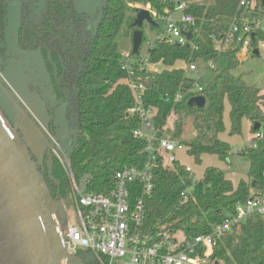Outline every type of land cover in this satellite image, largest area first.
<instances>
[{
    "label": "trees",
    "instance_id": "16d2710c",
    "mask_svg": "<svg viewBox=\"0 0 264 264\" xmlns=\"http://www.w3.org/2000/svg\"><path fill=\"white\" fill-rule=\"evenodd\" d=\"M8 1L0 0V11H4ZM19 1L25 13L18 31L19 47L40 52L55 100L49 112L63 107L66 125L77 131L70 152L75 178L77 182L87 178L88 191L105 193L112 188L117 171L140 168L146 159L144 140L133 138V131L141 127V121L126 114L133 98L125 85L129 76L121 69L115 39L123 24L126 35L131 36L135 30L134 18L125 17L129 6H149L156 13L169 6L163 0H103L97 31L90 38L87 16L77 13L63 0H45L37 16H31L30 0ZM187 1V13L194 18V24L182 29L192 33V42L180 46L154 40L147 49L149 62L168 69L159 73L136 72L139 75L132 78L139 76L143 81L142 98L145 108L154 112L155 129L162 131L171 120L176 138L184 121L190 122L194 136L181 143L195 164L201 163L203 155L230 163L231 148L219 138L225 130L224 103L229 106V136L241 133L243 120L250 123L252 139L256 133L264 136V92L246 86L231 74L240 63L236 49L229 48L221 55L215 49V43L223 39L232 19L241 16L237 10L239 0ZM254 4L251 17L263 18L264 0H254ZM258 37L262 39L264 34L253 33V45ZM130 54L135 59L139 57L132 51ZM219 57L226 58L225 68L215 71L211 81L201 83L202 90L197 94L204 98V107H188L187 101L192 96L175 103V96L191 91L195 83L187 77L186 70L175 68V64L188 66L202 60L215 63ZM30 120L43 135V130ZM255 124L259 125L258 129H253ZM256 143L255 149L243 147L238 153L247 159L248 171L246 181H239L236 188L222 171L210 167L205 169L201 180L192 183L183 165L178 161L168 165L159 156L153 171V189L144 204L146 228L162 221L171 225L172 232L179 231L186 238L208 234L214 225L235 214L236 205L247 200L250 189L264 196V137ZM28 153L51 198L69 197L68 182L55 158L51 156L47 163L44 152L39 164ZM191 185L188 197L180 204V193ZM212 259L220 264H264V220L250 217L223 236L213 248Z\"/></svg>",
    "mask_w": 264,
    "mask_h": 264
},
{
    "label": "built area",
    "instance_id": "2783aa9c",
    "mask_svg": "<svg viewBox=\"0 0 264 264\" xmlns=\"http://www.w3.org/2000/svg\"><path fill=\"white\" fill-rule=\"evenodd\" d=\"M163 2L169 8L162 13L151 11L147 6L153 21L162 26L155 40L180 46L190 44L184 36L189 31L182 29L183 26L194 24V18L187 13L188 1ZM254 5V0H239L237 10L241 12V16L232 19L223 39L215 43L219 55L229 48L236 49L237 54H242L244 58L253 55L254 50L258 55L261 51L264 53V37H258L256 45L252 44L253 33L264 34V17L254 19L250 15ZM152 44L153 42L148 48ZM121 60V69L129 76L125 85L133 98V105L127 109L126 114L137 116L141 121V127L133 131V138L144 140L143 152L146 159L140 168L117 171L109 191L93 193L87 189V178L77 182L70 157L54 137L49 135L52 143L49 152L64 172L76 217V223L69 224L65 234L61 231L65 251L69 256L76 257H83L79 256L81 252L86 253L92 257L93 264H220L212 259L216 243L250 217L257 216L264 220V196L250 189L247 200L236 205L235 214L214 225L208 234L186 238L182 233L178 234V231L172 232L171 225L162 221L155 223L152 228H146L144 204L153 189V171L158 157L162 156L164 162L171 165L178 161L176 154L184 151L185 147L173 137L174 127L169 130L163 128L162 131L153 127L154 112L151 108H145L142 98L143 81L139 76L132 78L136 72L145 70L156 73L155 67L159 63L149 62L147 50L138 59L133 58L130 53L122 54ZM214 64L209 62L207 70H214ZM188 70L191 73L198 71L196 64H189ZM201 85L200 79L195 80L191 91L175 96V103L186 96H197L202 90ZM263 137L261 132L256 133L246 147L255 149L256 142ZM184 170L192 183L199 181L190 167L184 166ZM262 175L264 177V168ZM192 187L191 185L180 193V204L186 200ZM81 264L88 263L82 261Z\"/></svg>",
    "mask_w": 264,
    "mask_h": 264
},
{
    "label": "water",
    "instance_id": "95a60500",
    "mask_svg": "<svg viewBox=\"0 0 264 264\" xmlns=\"http://www.w3.org/2000/svg\"><path fill=\"white\" fill-rule=\"evenodd\" d=\"M37 1L41 2V0ZM97 4L95 3L93 7ZM92 10L94 11V8ZM99 19L98 15L91 24V36L97 30ZM144 23L149 26L156 25L147 9L138 8L132 24L135 30L131 35V51L134 55L138 54L142 43L141 28ZM184 36L188 42H191L190 32H185ZM18 53L22 54L20 51ZM253 55L258 56V52L254 50ZM40 61L43 66L42 59ZM47 80L49 82L48 77ZM204 104L205 100L202 96H194L187 101L188 107L203 108ZM1 112L0 264H64L65 262L81 264L82 261L93 264L92 257L87 254L83 257H76L66 253L55 210L58 199L51 198L44 182L37 176L28 151L34 155L39 164L42 163L44 153L36 157L25 145L15 126L8 119H6L7 122L4 120ZM33 121L35 122L34 119ZM38 124V127L47 129L46 125L39 122ZM253 127V129H258L259 125L255 124ZM70 132L69 149L64 150L69 157L77 134L75 129H71ZM53 137L61 145L60 135L54 134ZM51 145L52 143L49 142L48 146H43L48 156L47 163L51 157L49 152Z\"/></svg>",
    "mask_w": 264,
    "mask_h": 264
},
{
    "label": "crops",
    "instance_id": "0c3cea01",
    "mask_svg": "<svg viewBox=\"0 0 264 264\" xmlns=\"http://www.w3.org/2000/svg\"><path fill=\"white\" fill-rule=\"evenodd\" d=\"M15 32H16V24L11 23L7 33L9 48L11 49L12 52L15 53V55L18 56L21 62L25 65V70L26 71L28 70L31 76L30 78L32 81L31 83L33 90H38L39 93L31 91V89L28 87L26 74L24 70L21 67H19V65L16 64L15 66V65L7 64V67L1 72V77H0V108L4 113V115L7 116L9 122H11L18 130L25 145L36 155V157H39L42 155V153H44L43 146H45V141L43 139L42 134L36 129L34 123L31 122L30 118L34 119L37 124L39 122L42 123L43 125H46L47 129L48 128L53 129L54 134H56V132H59L60 137L65 135L66 138L70 139V136L65 121H63L64 120L63 112L60 111L59 113L58 112L56 113V111L58 110L56 109L54 110L52 116L49 115L48 107L55 106V101L51 95L50 84L47 80L39 55L37 53H23V52L22 54L18 53L14 45ZM236 58L240 62L245 59L242 56V54H237ZM181 64H182L181 62H177L174 67L181 68L178 67ZM184 67L186 66L184 65ZM155 68L157 69L156 73L168 69L165 68L160 63L157 64ZM55 114H57L58 117L61 116L62 120L60 122L59 119L54 120ZM51 118L53 122L51 121ZM245 121L247 123V129L249 131L250 141H251L252 134L250 132V123L247 120ZM173 127L174 124L172 123L171 120H169L165 128L169 130ZM42 130L45 129L42 128ZM219 138L222 141L228 143L227 140L224 138L223 134H220ZM184 140H188V139H184ZM179 141L182 142V140ZM244 147H246V145ZM207 156L208 155H203L201 157V162L202 159ZM211 157L218 159L216 156H211ZM176 158L181 165L190 167L196 176V170L194 168L198 166L194 163L193 158L188 157L184 151L178 152L176 154ZM218 162L221 163L222 161L218 159ZM220 163H217L214 166H207L203 168V170H201L199 177H196V179L201 180L205 169L210 167L222 171L225 174V178L230 180L234 188H236L239 181L241 180L246 181L247 177H245L244 179L240 178L238 181H235V183H233L234 181L231 180L228 169H225Z\"/></svg>",
    "mask_w": 264,
    "mask_h": 264
},
{
    "label": "rangeland",
    "instance_id": "374dc122",
    "mask_svg": "<svg viewBox=\"0 0 264 264\" xmlns=\"http://www.w3.org/2000/svg\"><path fill=\"white\" fill-rule=\"evenodd\" d=\"M82 3L86 4L85 0L81 1ZM80 3V2H79ZM83 4V5H84ZM78 5V3H77ZM85 7V6H84ZM138 8H144L147 9V6L143 5H131L129 6V11L126 12V18H134L135 19V12H133L134 9ZM161 24H157V26L150 27L147 23L143 24L142 27V32H143V42L141 43L139 50H138V55L139 57H142L145 55L146 50L151 44L158 34L161 31ZM125 26L123 24V27L120 29L116 39L115 43L117 45L118 52L120 55L130 53L131 48H132V40L131 36H128L125 34L124 29ZM227 64V60L225 57H219L217 61H215L214 64V70H207L209 67V62L207 60H202L199 61L196 64V67L198 69L197 73H191L188 70V66L184 67L183 64L179 65L178 67H181L186 70V75L189 78H192L193 80H198L200 79L201 83H206L212 80L214 72L215 71H220L225 68ZM207 70V71H206ZM231 74L234 77L240 78L243 83L246 86L249 87H255L257 89H260L264 91V53L261 51L259 52L258 56L255 55H247V57L242 60L239 65L231 71ZM63 108V107H62ZM2 111V110H1ZM0 111V112H1ZM63 112L61 108H59L56 113L58 112ZM229 107L228 103L225 102L224 106V112H223V121H224V126H225V132L222 133L224 138L227 140V142L230 145L231 151H234V155L232 157V160L230 163H223V162H218V159L207 156L202 159V162L198 165V167H195L194 169L196 170V177H199L201 170L207 166H214L217 163L222 164V166L225 169H228L229 175L231 177V180L238 181L240 178H245L246 173L248 171V161L244 157H239L237 154V151L241 150L245 145L247 146L250 143V135L249 131L247 129V123L244 120L242 122V129L241 133L239 135H234V136H229L228 135V129H229ZM4 113L1 112L2 117L4 120L7 122V117L3 115ZM55 118L54 120H58L59 122L62 120L61 116H57V114L54 115ZM64 117V116H63ZM57 118V119H56ZM64 121V120H63ZM56 125V124H55ZM56 128V126H55ZM59 132H56L55 135H58ZM193 129L190 125V122L188 120L184 121V124L182 126L181 134L179 137H176L175 139L178 140H184V139H189L193 137ZM61 145L62 148L67 151L69 149V141L70 139L66 138L65 135L60 137ZM186 161V160H185ZM231 172V173H230ZM56 215L57 219L59 221V225L61 228V231L63 234L66 233L67 227L69 224H74L76 223V217H75V211L72 207L71 199L70 197H67L65 199H58L56 206ZM178 234H181V232H177ZM79 256H84L86 253H79Z\"/></svg>",
    "mask_w": 264,
    "mask_h": 264
},
{
    "label": "flooded vegetation",
    "instance_id": "af4514ba",
    "mask_svg": "<svg viewBox=\"0 0 264 264\" xmlns=\"http://www.w3.org/2000/svg\"><path fill=\"white\" fill-rule=\"evenodd\" d=\"M81 1L82 0H63V2L65 4L71 5V7L74 11H76L77 13L81 12L82 14H85L87 16L86 26H87V30L89 32V37L92 38L95 34L93 36L90 35V31L92 28L91 24L93 21H95V19L98 15L99 16L101 15L100 13H101V9H102L103 0H85L86 4L82 3ZM44 2H45V0H41L40 3L37 0H30L29 3H30V8H31L30 9L31 16L32 15L37 16L39 14V11L41 10L42 6L44 5ZM77 3H78V5H77ZM95 3H98V4L95 7H93ZM92 8H94V11L92 10ZM91 10H92V12H91ZM22 11L24 12V10L22 8V3L19 0L8 1L6 3L4 11H0V61H1L0 77H1V72L7 67V64L15 65V66L17 64V65H19V67H21L24 70L26 77L28 79L27 85L31 89V91L39 93L38 90H33L32 83H31L32 81L30 78L31 76H30L28 70L27 71L25 70V65L21 62V60L18 58V56L15 55V53L11 51V49L9 48V45H8V37H7L8 28L11 25V23H14V24H16L15 41H14V45H15L16 50L23 52V53H37L39 55L40 59L42 57L39 51H28V50L24 51V50H21L19 47L18 31H19V27H20V22H21V20H23V18L25 16V13H23ZM43 68H44L46 76L48 77L47 72L45 70L44 62H43ZM49 84H50V79H49ZM50 88H51V84H50ZM51 95H52V92H51ZM51 107H48V111H49V108H51ZM59 108H62V107H58V108L53 109L51 112H49V115L52 116L54 110L59 109ZM63 114H64V109H63ZM51 121L53 122L52 118H51ZM66 127L69 131V136L71 138L70 130L72 128H69L67 125H66ZM43 132H44V134H43L44 136L43 135L42 136H43V139L45 141V145L48 146L49 142H50L49 135L50 136L54 135L53 129L48 128V129L43 130Z\"/></svg>",
    "mask_w": 264,
    "mask_h": 264
}]
</instances>
